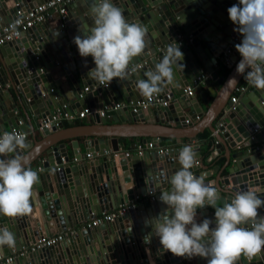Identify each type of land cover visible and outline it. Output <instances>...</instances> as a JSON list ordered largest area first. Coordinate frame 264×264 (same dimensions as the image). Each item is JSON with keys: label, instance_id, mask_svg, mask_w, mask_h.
<instances>
[{"label": "water", "instance_id": "obj_1", "mask_svg": "<svg viewBox=\"0 0 264 264\" xmlns=\"http://www.w3.org/2000/svg\"><path fill=\"white\" fill-rule=\"evenodd\" d=\"M45 1L47 0H6V4L4 0H0V29ZM111 2L122 10L129 23L143 24L148 28L147 47L144 53L134 58L129 65L135 69L127 80L113 79L112 83L103 87L88 78V72L95 68L94 60L91 56H80L74 37L83 36L79 31L80 27L94 25L91 15L94 0H76L67 6L64 20H60L57 14L50 13L51 21L46 20L35 25L22 32L17 39L0 46V87L8 85L14 94L12 99L9 94L2 93L0 88V133L5 130L4 124L8 130L27 129L26 124H20L18 114L25 119L29 114L39 116L45 121L56 108L66 106L67 103L75 102L80 110L88 108L95 111L110 104H123L119 110L104 114V117H111L117 125L103 126L97 114H94L93 127L96 129H90L93 134L80 130L86 127L70 128L58 133L57 127L49 123L39 133L42 139L34 142L35 147L26 139V144L29 145L26 150L30 151L26 155L27 166L41 157L45 159L42 162L43 169H50L54 165L56 169L39 174L40 182L34 189L35 202L30 215L16 218L0 215V227H7L16 238L15 247L4 246L0 249V256L5 257L12 250H21L23 255L19 258L20 264H207V258L195 256L189 259L164 251L155 235H152L151 243H144V237L153 231L150 220L167 208L160 196L163 191L171 189L170 178L181 168L178 154L185 146V140L194 139L203 129L214 133L212 122L221 111H225L226 115L234 114L243 128L250 132L257 129L259 132L252 137V142H246L239 147L247 148L246 151L225 157L227 162L231 157L235 163L227 169V175L238 171L241 174L221 182L228 190L217 187L219 194L227 195V198L219 200L220 204L223 206L224 200L225 203H230L238 190L264 189V147L252 146L253 143L264 140V90L253 88L252 95L256 102L250 100L249 105H246L245 99L242 98L235 106L229 104L230 92L243 76L236 71L241 60L236 48L232 50L233 54L228 56L227 67L230 72L225 79L216 78L212 69L216 57L226 53L235 38H243L240 33L234 31L238 26L229 19L227 11L234 4H238L239 0ZM167 6L172 7L173 17L169 16ZM160 7L166 13L165 16H160ZM71 11H77L79 16L70 15ZM169 46H179L184 54L181 61L184 67L176 69L173 83L162 85L163 90L158 96H177L180 102L171 99L166 107L155 108L152 112L153 125L146 124L141 111L132 113L127 111L126 105L135 104L145 98L136 88V82L147 78L145 72L154 70ZM196 57L203 71L209 75V79L204 80L203 84L209 94H214V99L203 114L196 99H193L194 102L192 99H183L184 88L201 76ZM142 60L144 62L141 64ZM57 69H60L61 76L54 74L53 70ZM61 78H66L67 83L63 84ZM233 78L235 81L230 82ZM209 80L220 87L217 93L210 87ZM65 87L70 91L69 96L62 94L65 93ZM57 88L62 93H57ZM195 91L206 104L200 88L195 87ZM244 98L249 100L247 96ZM188 108L190 110L185 112ZM172 113L176 115L172 116ZM193 122L195 124H192ZM226 123L227 121L224 122L225 127ZM224 126L216 128V143L212 146L214 150L207 158L208 161L222 150V144L224 147L228 142L229 145L234 144L232 139L228 140V135L219 134L226 130ZM69 133L96 138L97 150L89 148L92 141H87L85 154L92 157L103 156L98 166L94 163L91 165L90 162L73 167L62 166L68 163V157L59 142L65 139L63 134ZM118 138H134L131 149L139 145L140 139L142 143L159 144L162 138H172L177 144L163 154L152 151L141 156L134 155V159L129 156L116 158V154L111 155V158L107 157L105 153L109 150V144H114L112 150L116 151ZM222 138L225 139L224 142H221ZM195 151L198 160L199 151L197 148ZM73 154L75 162L80 161V155L76 152ZM198 168L199 164L191 171ZM147 192H156L153 201L134 206L110 223H103L91 230H79L69 236L65 243L30 250L37 239L54 233H65L67 229L74 228L80 223L76 222L78 214L85 221L92 218L93 215L88 214L93 210L100 213L116 208L117 204L133 203L136 198L144 197ZM198 211L200 212L199 216H196L197 223L208 218L205 207ZM214 227L213 221L210 228ZM261 256L264 258V251ZM247 260L248 264H253L252 259L247 257ZM14 262L18 264L17 261ZM236 263L243 264L241 258Z\"/></svg>", "mask_w": 264, "mask_h": 264}, {"label": "clouds", "instance_id": "obj_2", "mask_svg": "<svg viewBox=\"0 0 264 264\" xmlns=\"http://www.w3.org/2000/svg\"><path fill=\"white\" fill-rule=\"evenodd\" d=\"M227 11L229 19L238 26L234 31L243 37L235 45L241 55L236 71L251 86L264 90V0H239ZM91 15L94 25L80 27L83 36L74 37L80 56H91L94 60L95 68L88 72V78L101 85H109L114 78L127 80L129 65L147 47V26L129 23L111 0H94ZM183 59L179 46H169L154 70L145 72L147 78L137 80L135 86L140 94L151 101L161 93L162 85L173 83L176 69L184 67ZM233 81L235 78L230 82ZM26 147L23 133L0 135V215L5 217L27 216L33 211L34 189L40 177L27 166V156L18 151ZM178 162L181 168L170 178L171 189L160 196L167 208L150 220L153 231L144 237V243H151L155 235L164 251L189 259L207 258V264H236L241 255L249 259L261 255L264 217L259 216L258 209L264 206L261 198L264 189L238 190L230 203L217 207L221 199L217 187L191 171L198 164L191 145L179 151ZM206 206L215 209L214 228H210L213 221L208 218L196 221L197 210ZM15 245V234L0 227V249Z\"/></svg>", "mask_w": 264, "mask_h": 264}, {"label": "crops", "instance_id": "obj_3", "mask_svg": "<svg viewBox=\"0 0 264 264\" xmlns=\"http://www.w3.org/2000/svg\"><path fill=\"white\" fill-rule=\"evenodd\" d=\"M4 1L6 4L8 3V2H6V0H4ZM10 5H11V3L9 2V6ZM166 9H167L168 13L170 14L169 16L173 17V15H171L172 7L167 6ZM160 10H161V7H160ZM73 14L79 16L77 11H74L73 13H72V11L70 12V15H73ZM159 14L162 17V16H165L166 13L164 12V10H161V12H159ZM52 17H54V16H52ZM46 20L51 21V16H48V18H46L45 21ZM191 52L194 55V52L193 51H191ZM232 54H233V51L231 50V52H229V54L221 53L216 57V63L214 66H212L213 72L217 76L216 78L225 79L227 77L226 76L224 78L220 74L225 67L228 68L227 67V63H228L227 61H228V58ZM196 60H198L197 57H196ZM143 62L144 61L142 60L141 64ZM197 63L199 64V67L201 69V75L202 76H201V79L197 82L196 86L200 88L201 93L204 95V99L206 100L207 103L204 104L202 102V100H200L197 92L195 91V88H194V91H193V94L191 97H187L184 95L183 99L184 100H189V99L191 100L192 99L191 100L192 102H194L193 99H196L197 104H198V106H199V108L203 114L206 111V109L208 108L209 104L214 99V94H209L207 88L204 86L203 81L206 80L207 78L209 79V75L203 71V68L200 66L199 60L197 61ZM129 68H131V66H129ZM53 72L57 77L62 75L60 69L53 70ZM114 79H117V78H114ZM60 80L62 81L63 84H64V82L67 83L66 78H61ZM209 84H210V87L213 89L214 93H217L220 87L214 81L209 80ZM240 87H244L245 91L240 93V94L239 93L237 94L238 95L237 96V102L240 98L245 99L244 101L246 102V105H249L252 101L256 102V98L252 95V92H254L253 88H255V87L251 86L248 83V81L244 78V75L239 79L236 87L232 88L231 92L229 91L230 92L229 99L234 94V92H233L234 89L240 88ZM0 88H1L2 93L9 94L10 98L13 99L14 94H13L10 86L4 85L3 87H0ZM57 93H62V92L57 88ZM62 94L65 96L70 95V91L67 89V87H65V93L63 92ZM244 96H247L249 98V100L244 98ZM171 99L177 101L178 103L180 102L179 100H177L178 99L177 96H173ZM229 99H228V101H229ZM250 100H251V102H249ZM66 106H67V111L70 113L72 118L69 121L68 120H62V127L61 128H60V126L57 127V129H58L57 131H59L58 133H61L60 131H62V130H67L70 128L86 127V128H82L80 130H84L86 134H93V132L90 129H96L95 127H93L95 118L93 116H86L82 119L77 118L76 114L80 111V109L78 106H76L75 102L74 103H67ZM155 108H158V107L150 106L148 109L141 111L143 118L145 120L144 122L146 124L153 125L154 118H153L152 112L154 111ZM126 109H127V111H130V108L128 106L126 107ZM91 110H93L95 112L94 114H97V112H98V111H95L94 109H91ZM189 110L190 109L188 108L185 110V112H187ZM226 114L222 113V111H221L219 116L212 122V125H213V127H215V131L217 132V129H216L217 126L218 127L221 125L224 126V122L227 121V123H226L227 126L226 127L224 126L226 130H223L219 134L221 136L223 134L228 135V140L232 139L234 141V144L229 145V142H228V144L226 143L225 147L222 144V150L220 152H217V154L214 155L213 157H211V159L209 161L207 158L210 156V153L214 150L212 148L213 144L216 143L215 139H214V135L216 134L215 131L213 133L207 129H203L202 132L198 133V135L204 132L205 133L204 137L198 138V136L196 135L197 137H195L194 139L192 138L189 140H185V145H191L194 148V150L197 148L199 151L198 152L199 153V159H198L199 168L196 169L195 171H193L194 175L198 174L197 176H203L205 178V182L214 183V185L216 187L219 186V189H222V190H228V188L225 187L224 185H222L221 182L227 180L228 177H232L235 175L240 176L239 174H241V172L238 171L237 173H234L232 175H227V169L228 168L230 169L232 166L235 165V163L231 157H229L228 162H227L225 157L227 155L228 156L234 155L237 152L246 151L247 148H239V147L243 146V144H245L246 142H252L253 141L252 137H254V135H256L259 132V129H257V131H255V132L254 131L250 132L249 130H247V128L246 129L243 128V126L238 122V120H236L234 114H230V115L229 114L226 115ZM175 115H176L175 113H172V116H175ZM17 117L19 119L20 124H26L28 126L27 129H25L23 132L26 133L27 140L31 143V146L35 147L36 144H34V142H38L42 139V137L39 135V133L43 130L40 128V125L43 121L39 118V116H32L31 114H29L28 118H26V119H25V117H23L20 114H18ZM99 120H100V124L103 126L117 125V124L113 123L111 117H104L103 119H99ZM75 122H81V123L78 125H73L72 123H75ZM124 123H125V121L123 122V124ZM192 124H195V123L193 122ZM4 125H5L4 132H9L10 130H8L7 125L6 124H4ZM1 133H3V132H1ZM86 134H84V135H86ZM32 135H33V137H32ZM63 137H65V139L61 140V142H59V145L62 146L63 152L68 157V163L62 164L63 167H73L75 165L79 166L80 164H84L87 162H90L91 165L94 163V165H96V166H98V164H100L101 157H103V156L94 155L92 157L89 154H85V150L88 148L85 145V143L87 141H92L89 145V148H91L92 150H97L98 146L95 142L96 138H94V137H82L80 135H76V134H72V133L63 134ZM220 140H221V142L225 141L224 138H222ZM107 142H108V140H107ZM133 143H134V138H118L117 145H115L116 151L112 150L113 149L112 145H114V144H111V145L109 144V150L105 154L109 158H111V155L116 154L117 155L116 158H118L119 156H123L125 153H128L129 157H132V159H134L133 158L134 155H137V149H136L137 147H135L134 149H131L130 145ZM146 143L147 142L142 143L141 139L139 140V146H141V147L144 146ZM154 144L157 146V148L170 149V148L175 147L177 143H175V140H173L172 138H162L161 142L159 144H157L155 142H154ZM28 146L29 145H27V147ZM252 146L253 147H255V146L264 147V140H260L257 143H253ZM26 148L21 150V154L27 155L30 152V151L26 150ZM74 152H76V154L80 155V157H81L80 161H78L79 163L75 162V160H74V154H73ZM147 152L152 153V151L146 150L145 148L143 149V147H142L141 155L144 153H147ZM11 155H14V154H11ZM141 155H138V156H141ZM123 158H124V156H123ZM43 160H45V159L40 157L39 159H36L35 161H33L29 165V167L32 170L37 171L38 175L42 174L44 172L53 171L56 169L55 165L50 169H48V168L43 169V165H42ZM255 172H256V170H255ZM155 194H156V192H153L152 196H154ZM219 195L223 199L227 198V195H224L223 193H221ZM261 198L264 199V193L261 194ZM142 202H150V197H148L147 194L144 197H138L134 200V202L132 204H133V206H137V205H140ZM223 204H225V200L223 201ZM122 205L117 204L116 208H118ZM217 207H222L219 200L217 201ZM116 208H114V209L112 208L111 210H107V211H103V212L109 213V212L114 211ZM205 208L208 211V213H207L208 218L213 219V221L215 223V209L211 206H206ZM95 212L97 214V211H95V210L92 211V214H95ZM199 212L200 211L197 210V217L199 216ZM258 214H259V216L264 215V206H262L261 208L258 209ZM88 216H90V215L88 214ZM88 220H90V219H87V220L85 219V221H84L83 218H81L80 215L78 214V219L76 222H78V223L80 222L79 224L75 225L74 228L67 229L65 233H57V234H64L65 235L62 243H65L66 239L69 236H72L75 232H78L79 230H83V225ZM202 221L203 220H201L200 222H202ZM73 222L75 223V219ZM57 234L54 233V234L49 235V236H53V235H57ZM22 255H23V253L21 250L19 252L12 250V252L10 254H8L7 256L11 257V259H12L10 264H14L15 263L14 261H17V263L20 264L19 258ZM240 258H241V261L243 264L249 263L246 256L241 255ZM252 262H253V264H264V258L261 255H258L257 257L252 259ZM0 264H5V263L0 261Z\"/></svg>", "mask_w": 264, "mask_h": 264}, {"label": "built area", "instance_id": "obj_4", "mask_svg": "<svg viewBox=\"0 0 264 264\" xmlns=\"http://www.w3.org/2000/svg\"><path fill=\"white\" fill-rule=\"evenodd\" d=\"M76 0H47L43 3L37 4L34 7H32L30 10H28L26 13H24L21 17H17L16 19L12 20L8 25L0 29V46L10 42L14 39H17L19 35L22 32H25L26 30L30 29L31 27L38 25L45 21L48 16H50V13H55L58 15V18L60 20H64L66 18L67 14V6L74 2ZM18 16L19 13L17 12ZM15 24V28H13V25ZM243 39V38H242ZM241 38H235L233 40V43L231 46H228V49L226 50V53L229 54L231 50L235 49V45L238 43H241ZM130 69V73L135 69L134 66H132ZM202 76V75H201ZM201 76L190 82L183 90V93L187 97H191L194 91V88L197 87V82L201 79ZM100 86H106L107 84H99ZM244 87L236 88L234 89V94L230 97L229 103L231 106H235L237 104V94L244 92ZM169 95H164L163 97H160L158 95L154 96L151 101H148L146 98L143 100L136 102L135 104L128 103L127 106L130 108V111L132 113H136L138 111H144L148 109L150 106L154 107H166L167 103L170 101ZM126 106V107H127ZM121 107H123V104H110L107 106H103L101 110L97 112V116L99 119L104 118V114L108 111H116L119 110ZM233 107H231L232 109ZM94 111L91 109H82L77 114L76 117L79 119H82L86 116H94ZM222 113H225V111H222ZM72 116L67 111V107L64 105H61V107H58L55 109V111L52 112L50 115V118L48 120H45L41 123L40 128L44 129L47 124L53 123L54 127H59L62 124V120H71ZM187 123V122H185ZM220 125V124H219ZM19 132L24 133L23 131H16V130H10L9 132ZM255 132V131H254ZM4 133V132H3ZM1 133L0 135H2ZM27 139V135H26ZM137 148V155H141L142 153V147L149 151H154L156 154H163L167 152V148H157V146L151 142H147L144 146H136ZM87 156V155H86ZM124 157H128V153H125L123 155ZM148 197H150V201H153V196L151 192L146 193ZM133 204H126L122 205L118 208H116L114 211L109 213H97L92 214L89 213V215H93L92 218L88 221H86L83 225V229L91 230L93 228L98 227L99 225L103 223H110L115 218L123 216L126 212L131 210L133 208ZM65 235L64 234H57L53 236H48L45 238H40L35 241V243L31 246L30 250H39L42 248H50L53 245L60 243L64 240ZM0 261L4 262L5 264H10L12 259L11 257H3L0 256Z\"/></svg>", "mask_w": 264, "mask_h": 264}, {"label": "trees", "instance_id": "obj_5", "mask_svg": "<svg viewBox=\"0 0 264 264\" xmlns=\"http://www.w3.org/2000/svg\"><path fill=\"white\" fill-rule=\"evenodd\" d=\"M229 71H230V69H228V68L225 67V68L223 69V71L221 72L220 75H221L222 77L225 78V77L227 76V74L229 73ZM242 80H243V79H242ZM242 80H241V81H242ZM80 123H81V122H75V123H72V124H73V125H78V124H80ZM197 136H198V138H202V137L205 136V133L203 132V133H201V134H199V135H197ZM197 136H196V137H197Z\"/></svg>", "mask_w": 264, "mask_h": 264}]
</instances>
